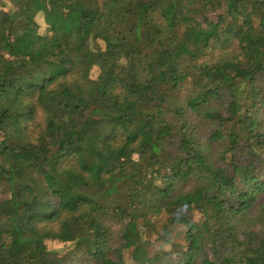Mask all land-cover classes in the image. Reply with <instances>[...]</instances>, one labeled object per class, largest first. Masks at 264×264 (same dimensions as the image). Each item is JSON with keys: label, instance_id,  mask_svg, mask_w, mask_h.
<instances>
[{"label": "trees", "instance_id": "trees-1", "mask_svg": "<svg viewBox=\"0 0 264 264\" xmlns=\"http://www.w3.org/2000/svg\"><path fill=\"white\" fill-rule=\"evenodd\" d=\"M0 188V264H264V0H0Z\"/></svg>", "mask_w": 264, "mask_h": 264}, {"label": "rangeland", "instance_id": "rangeland-1", "mask_svg": "<svg viewBox=\"0 0 264 264\" xmlns=\"http://www.w3.org/2000/svg\"><path fill=\"white\" fill-rule=\"evenodd\" d=\"M3 10H7V7H4ZM37 22L40 24V32H43L44 26L41 23V20L37 19ZM209 34L207 33H198L194 36L195 41L201 42L204 41ZM98 46L100 48H103L102 42H98ZM155 62L158 64H165L169 59L168 56L163 53V52H158L154 56ZM50 65V64H49ZM52 71L57 70V67L55 66H49ZM99 74V71L97 68H93L90 72V78L91 79H96ZM240 162L245 163L247 161L246 156L242 154H238L236 157ZM135 160H138V155L134 156ZM231 172V171H230ZM231 174V173H230ZM8 194L3 191L0 188V202L7 199ZM3 208L0 206V211H2ZM189 216H191L192 220L194 222L199 221V216L196 212H190L188 213ZM149 219L151 221V227L147 226L146 229L144 230L145 232V238L147 242L149 243L148 246V252L150 257L154 256V254H158L160 257V260H165V261H170L172 263H177L179 260V257L177 254H175V250H178L181 245H184V239H183V228L177 227V228H169V239L170 243L165 244L162 243V238H161V229L163 225L165 224V216L160 214L157 217L151 218L149 216ZM46 248L48 250H57L60 255H64L65 253L69 252L71 249L70 247L66 249L67 246H69L68 243H62L57 240H48L45 242ZM178 245L179 247L176 248L174 245ZM124 259H125V264H131V260L129 257V252H124ZM161 262V261H160Z\"/></svg>", "mask_w": 264, "mask_h": 264}]
</instances>
